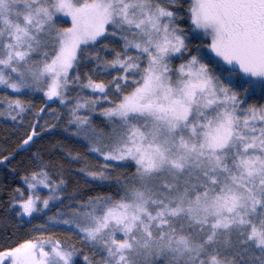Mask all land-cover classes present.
<instances>
[{
    "label": "snow or ice",
    "instance_id": "1",
    "mask_svg": "<svg viewBox=\"0 0 264 264\" xmlns=\"http://www.w3.org/2000/svg\"><path fill=\"white\" fill-rule=\"evenodd\" d=\"M0 85L45 101L0 163L65 117L84 146L11 169L0 225L42 222L0 264H264V0H0ZM2 102L13 121L33 108ZM72 171L110 190L69 191Z\"/></svg>",
    "mask_w": 264,
    "mask_h": 264
},
{
    "label": "trees",
    "instance_id": "2",
    "mask_svg": "<svg viewBox=\"0 0 264 264\" xmlns=\"http://www.w3.org/2000/svg\"><path fill=\"white\" fill-rule=\"evenodd\" d=\"M85 94L89 93L86 92ZM16 95H19L20 98L25 101H30L33 105V108L31 111L26 112L24 114L23 121H21L20 118H18L16 121H13L10 117L6 115H0V155H7L8 152H11L19 143V141L23 139L24 134L31 130V124L29 123V121L36 119L33 113L37 108L40 107L41 104L45 102L41 94L27 91L16 94L12 92H7L5 90H0V112L4 111L2 102L3 97H15ZM70 95L74 96L76 95V92L73 91L70 93ZM253 99L255 100L256 98L254 97ZM47 109H59L60 111H64V109L61 108L60 104L57 102H48ZM66 120L67 117H65L64 120L60 122V126L52 129H47L44 132H41V130L37 128V132H41V134L38 138L34 139V142L31 144L30 147H27L24 151L16 152L14 154L15 158L10 159L7 165L0 163V216L3 215V202L8 199L10 195V190L17 186H23V183L20 179L22 175V168L16 171L15 173L11 172V169L17 165L18 161H20L21 159L25 160V166H27L28 157L30 156L31 152L36 151L41 147L48 148L50 144L55 141H63L67 146L71 147L73 151L79 150L82 153L84 152V146L82 142L79 140V138L71 134V129H69V131L67 132L64 131V125L66 123ZM45 121L49 123H55L54 117L48 116L47 114L41 117V123H44ZM96 122L102 123V119L98 115ZM56 157L59 159V163L63 164L65 168L78 170L81 167L80 163H75L70 159L62 158L59 152L56 153ZM47 158L48 157L45 156V159ZM88 162L91 164L103 163V161H97L95 156H89ZM129 171H131V169H129ZM66 178L69 182V191H71L75 184L78 182L85 196L110 190L107 186V183H104L102 185L98 182H93L90 177L78 175L75 171L67 172ZM88 189H91L92 191L89 192ZM55 211L56 208L53 207L50 210L46 211L45 215H50ZM41 222L42 221L39 219H33L31 221V224H38ZM15 223L16 221H13V224ZM31 224L25 222L23 228H20L18 231L11 227L8 228V230L6 231L4 227L0 225V250H3L4 248L9 246H14L13 241L16 240L18 237L22 238L24 236V233L30 229ZM52 231L59 234L61 238H64V236L66 235L64 229H53ZM13 232H15V235H13ZM70 242H75L78 247L82 246L79 243L78 237L73 236V239ZM91 252L92 250L90 248H85V251L79 254L77 264H81L80 259L85 254L91 255Z\"/></svg>",
    "mask_w": 264,
    "mask_h": 264
},
{
    "label": "rangeland",
    "instance_id": "3",
    "mask_svg": "<svg viewBox=\"0 0 264 264\" xmlns=\"http://www.w3.org/2000/svg\"><path fill=\"white\" fill-rule=\"evenodd\" d=\"M0 90H5L4 87L2 85H0ZM7 92H12V90H5ZM13 93V92H12ZM33 93H37V94H41L43 96L42 93L39 92H33ZM51 102V101H50ZM57 103H59V101H56ZM1 104V103H0ZM44 194H46V190H44ZM38 215V214H37ZM83 257L80 259V262L82 261ZM76 260H78V257H76ZM161 264H163V261L161 262Z\"/></svg>",
    "mask_w": 264,
    "mask_h": 264
}]
</instances>
